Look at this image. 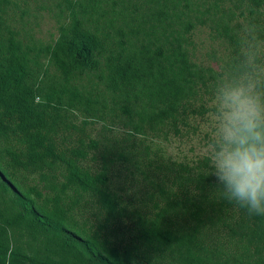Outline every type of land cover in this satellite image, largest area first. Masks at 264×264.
<instances>
[{
    "label": "rangeland",
    "instance_id": "374dc122",
    "mask_svg": "<svg viewBox=\"0 0 264 264\" xmlns=\"http://www.w3.org/2000/svg\"><path fill=\"white\" fill-rule=\"evenodd\" d=\"M257 1L259 7L252 0H4L1 33L14 39L25 55L28 83L44 93L35 103L63 90L60 105L55 99L54 106L47 105L57 115L53 140L60 150L84 151L81 165L91 175H103L114 208H104L98 193L65 189L64 166L57 160L36 171L10 167L1 151L4 144H14L11 139L0 145V169L42 210L51 215L61 211L66 228L113 262L183 264V246L176 237L193 221L186 210L166 208L174 195L183 193L181 168L193 173L205 169L204 163L209 167L206 152L223 89L252 85L264 102V0ZM72 18L99 37L104 53L97 69L69 77L57 67L52 52ZM173 39L202 73L201 85L197 83L181 121L143 123L138 118L143 107L134 94L125 96L123 90L107 86L105 58L157 46H164L165 52L175 44ZM200 194L191 190L193 197ZM203 197L215 200L204 203L207 212L221 197L212 175ZM160 209L167 210L165 238L148 232ZM239 215L238 207L231 205L220 222L205 220L198 226L204 256L199 264H233L235 259L264 264V249L256 254L250 248L241 257L244 249L235 226ZM0 228L28 257L98 264L87 262L88 252L59 230L21 213L1 187Z\"/></svg>",
    "mask_w": 264,
    "mask_h": 264
},
{
    "label": "trees",
    "instance_id": "16d2710c",
    "mask_svg": "<svg viewBox=\"0 0 264 264\" xmlns=\"http://www.w3.org/2000/svg\"><path fill=\"white\" fill-rule=\"evenodd\" d=\"M3 2L4 0H0V4ZM252 2L259 7L260 1ZM1 32L0 19V145L9 139L14 141V144H4L1 151L8 157L9 166L15 170L36 171L46 162L57 160L64 166L65 189L98 193L103 207L108 211L113 209V201L107 194L103 175H91L89 170L81 165L84 151L60 150L53 140L57 115L54 112L50 113L48 108L51 107L47 105L54 106L53 99L60 105L62 97L60 94L63 90L59 95L49 94L52 97L46 99V102L35 103V98L44 96V93L37 85L28 83L25 55L18 50L14 39L5 38ZM173 42L175 44H171L165 52L164 46H157L152 51L142 48L125 56L118 52L105 58L107 86L110 89L123 90L125 96L129 93L134 94L143 107V111L138 115L143 123L170 121L171 124H176L181 121L189 112L190 100L195 96L197 83L201 85L202 73L190 65L181 44L176 39H173ZM103 51V43L99 37L83 29L78 20L72 18L69 27L62 30L52 55L57 67L70 77L75 72L97 69ZM204 167L206 170L200 168L192 171L193 173L181 168L182 172L178 178L183 193L181 197L174 195L166 205L169 209L179 207L180 210H186L193 221L176 237L183 246L181 258L183 264H199L204 258L201 254L198 226L205 220L220 222L219 216L223 211L231 205L235 206L220 197L218 202L212 203L215 206L207 212L204 203L215 200L209 201L203 197L205 188L211 184V171L208 170L206 163ZM0 187L10 196L21 213H26L30 218L49 228L59 230L65 239L84 248L89 254L87 262L127 264L126 261L113 262L110 258L104 257L89 240L65 227L61 211H55L56 214L51 215L42 210L1 169ZM193 188L201 193L198 197L191 195ZM238 209L240 215L238 221H235V226L239 229L237 236L244 249L241 257H246L250 248L259 254L264 249V217L249 216L246 210L239 207ZM166 212V209H160L148 232L165 238L166 229L162 225L165 220L163 214ZM0 264L65 263L57 261L52 256L24 255L15 243H9L6 232L0 228ZM233 264H241V261L235 259Z\"/></svg>",
    "mask_w": 264,
    "mask_h": 264
},
{
    "label": "clouds",
    "instance_id": "9594fccd",
    "mask_svg": "<svg viewBox=\"0 0 264 264\" xmlns=\"http://www.w3.org/2000/svg\"><path fill=\"white\" fill-rule=\"evenodd\" d=\"M213 137L206 152L222 199L264 217V102L254 86L220 93Z\"/></svg>",
    "mask_w": 264,
    "mask_h": 264
}]
</instances>
